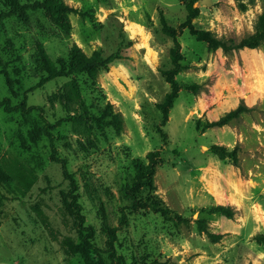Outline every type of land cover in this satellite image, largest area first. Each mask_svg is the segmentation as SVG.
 Returning a JSON list of instances; mask_svg holds the SVG:
<instances>
[{
    "label": "rangeland",
    "instance_id": "rangeland-1",
    "mask_svg": "<svg viewBox=\"0 0 264 264\" xmlns=\"http://www.w3.org/2000/svg\"><path fill=\"white\" fill-rule=\"evenodd\" d=\"M42 1L0 0V17ZM202 1L64 0L79 12L70 35L43 10L0 21V101L29 110L0 109V264H264V45L214 50L188 26L192 6L191 26L233 48L255 33L264 0ZM162 17L182 55L164 127L172 86L163 72L176 67V45ZM74 45L120 59L95 78L48 81ZM220 67L240 79L218 84ZM240 105L251 111L208 128ZM108 107L122 134L103 120ZM149 154L159 161L153 187L134 192V162L150 165Z\"/></svg>",
    "mask_w": 264,
    "mask_h": 264
},
{
    "label": "trees",
    "instance_id": "trees-1",
    "mask_svg": "<svg viewBox=\"0 0 264 264\" xmlns=\"http://www.w3.org/2000/svg\"><path fill=\"white\" fill-rule=\"evenodd\" d=\"M27 10H43L47 15L48 19L61 32L67 35H70L73 31L71 15L79 13L78 10L73 9L68 5H66L64 0H43L42 2H36L32 5H25V6H21L17 2L13 3V5L11 6V11L8 14V16H15L19 14L20 19L26 20V15L24 12ZM189 11L190 13L188 16V26L191 35L194 36L198 42H207L214 50L220 48L223 49L225 52H228L230 50H243V49L255 50L264 45V12L258 19V22L255 27V33L252 36L241 40L239 44L235 45L233 48H229L226 43L217 40L212 35V33L201 30H195L191 26V23L194 19H196L199 11L197 9H194L192 6L190 7ZM8 16L0 17V21H2ZM161 24L163 27V32L168 35H171L174 38L176 45V48L173 51V54L175 56L176 67L172 71L163 72V75L166 77L167 82L172 86L171 93L166 96L165 102L161 106V110L163 114L161 126L164 127L168 122L169 110L173 107L176 99L178 98V94L180 91V87L178 85L177 80L175 79V76L179 72L178 62L182 60V55L180 53V44L176 40V36L172 34V29L168 26L167 21L163 17L161 19ZM119 59H120V52H117L116 54H113L105 58L102 56L100 52L96 51L92 56L89 57L82 51L81 48H79L77 45H74L69 52L67 62H65L64 60H59V67H55L49 72L48 81L58 78H68L70 76L82 75V74H86L91 78H95L99 69L111 65ZM0 109H4L8 113H13L20 109L29 111L26 108L25 103L17 107H12L8 101H0ZM249 111L251 110L247 108L245 105H240L236 110L229 112L218 122L209 124L208 128L227 126L233 120L238 119L241 115ZM106 119H107L106 123L108 126L112 127L118 134H122V132L124 131V120L120 114L118 113L115 114L112 111V108L108 107L107 111L105 112L103 120L105 121ZM45 130L51 141V144L53 145L54 136L50 132L51 126L48 122L45 125ZM159 132L163 136V138L166 139V134H164L161 129H159ZM216 148L222 151L223 154H226L234 158L235 163H237L238 160L236 158L235 152L228 153L225 148H220V147H216ZM148 157L152 159L150 165L148 166L144 165L140 160H136L134 162L135 168L138 170V182L133 187L134 192L137 191V189L140 186L153 187L152 180L155 175L156 167L158 166L159 161L157 159V156H153V154H149ZM56 161L62 164L65 177L69 179L72 185L74 186L76 182L72 177V175L68 173L67 162L64 160H56ZM72 205L76 209L77 214L80 216L81 224H83L84 218L83 216H81V207L78 204H76L75 197H73ZM151 206L154 207L156 210L159 211L161 210L163 215L166 217L168 213H170L168 208H160L159 206H157V203H152ZM214 212H219L223 216L229 218H232L234 216L233 212H230L229 208H225L222 206L215 208ZM124 221H126V218H124ZM114 233L115 230L112 231L113 239H115L116 237Z\"/></svg>",
    "mask_w": 264,
    "mask_h": 264
},
{
    "label": "crops",
    "instance_id": "crops-1",
    "mask_svg": "<svg viewBox=\"0 0 264 264\" xmlns=\"http://www.w3.org/2000/svg\"><path fill=\"white\" fill-rule=\"evenodd\" d=\"M216 77L219 78L218 84H228L227 82L232 79H240V74L238 70L230 71L225 67H220L219 70L216 71ZM224 78V79H223ZM213 100L215 97L212 98Z\"/></svg>",
    "mask_w": 264,
    "mask_h": 264
},
{
    "label": "water",
    "instance_id": "water-1",
    "mask_svg": "<svg viewBox=\"0 0 264 264\" xmlns=\"http://www.w3.org/2000/svg\"><path fill=\"white\" fill-rule=\"evenodd\" d=\"M202 4H203V5H206V6L209 7V6L212 5V2H211V0H203V1H202Z\"/></svg>",
    "mask_w": 264,
    "mask_h": 264
},
{
    "label": "bare ground",
    "instance_id": "bare-ground-1",
    "mask_svg": "<svg viewBox=\"0 0 264 264\" xmlns=\"http://www.w3.org/2000/svg\"><path fill=\"white\" fill-rule=\"evenodd\" d=\"M130 30H131V31L134 33V31H133L132 27L130 28ZM130 30H129V31H130ZM142 46H143V45H142Z\"/></svg>",
    "mask_w": 264,
    "mask_h": 264
}]
</instances>
